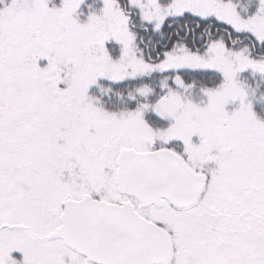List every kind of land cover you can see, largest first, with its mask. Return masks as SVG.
Wrapping results in <instances>:
<instances>
[{"label":"snow or ice","instance_id":"snow-or-ice-1","mask_svg":"<svg viewBox=\"0 0 264 264\" xmlns=\"http://www.w3.org/2000/svg\"><path fill=\"white\" fill-rule=\"evenodd\" d=\"M0 264H264V0H0Z\"/></svg>","mask_w":264,"mask_h":264}]
</instances>
